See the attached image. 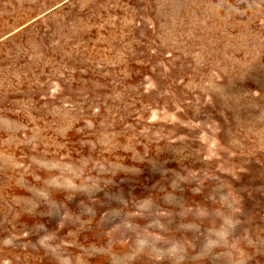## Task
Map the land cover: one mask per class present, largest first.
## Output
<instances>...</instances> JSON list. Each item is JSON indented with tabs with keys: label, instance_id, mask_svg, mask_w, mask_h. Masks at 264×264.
<instances>
[{
	"label": "rangeland",
	"instance_id": "374dc122",
	"mask_svg": "<svg viewBox=\"0 0 264 264\" xmlns=\"http://www.w3.org/2000/svg\"><path fill=\"white\" fill-rule=\"evenodd\" d=\"M0 264H264V0H0Z\"/></svg>",
	"mask_w": 264,
	"mask_h": 264
},
{
	"label": "clouds",
	"instance_id": "9594fccd",
	"mask_svg": "<svg viewBox=\"0 0 264 264\" xmlns=\"http://www.w3.org/2000/svg\"><path fill=\"white\" fill-rule=\"evenodd\" d=\"M226 223L231 226L234 222L231 220H227ZM170 254H175V252L177 251L176 247L173 246L171 249L168 250Z\"/></svg>",
	"mask_w": 264,
	"mask_h": 264
}]
</instances>
